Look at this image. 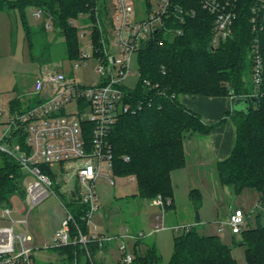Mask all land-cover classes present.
Returning <instances> with one entry per match:
<instances>
[{
  "label": "trees",
  "instance_id": "obj_1",
  "mask_svg": "<svg viewBox=\"0 0 264 264\" xmlns=\"http://www.w3.org/2000/svg\"><path fill=\"white\" fill-rule=\"evenodd\" d=\"M172 3L174 8L183 7L186 12L179 14L185 20L174 14L139 50V83L127 91V101L136 110L120 114L109 134L113 172L138 179L139 192L135 196L145 200L162 196L165 210L172 209L175 207L172 171L186 165V140L194 134L208 135L220 124L232 120L236 127L235 143L231 154L217 161V177L221 185L231 186L236 194L248 187L260 194L254 224L247 215L246 227L234 235L240 236L235 244L246 248L248 264H264V7L260 8L261 17L254 30L251 18L256 1L239 0L232 35L214 45L216 15L204 8L201 0H173ZM28 5L41 8L46 18L53 19L56 33L66 36L71 56H80L77 28L71 20L85 14L96 21L98 13L104 23L101 25L106 27L108 0H0V11L20 14L29 38L32 26L27 20ZM193 10L194 14H187ZM97 31V25L93 26L95 42L99 39ZM257 36L263 54L259 84L253 79L256 63L253 41ZM145 79L151 82L148 93ZM186 93L229 95L234 102L246 98L250 105L246 110L232 105V110L222 119L207 123L182 103L181 96ZM253 96H258L260 101H252ZM23 105L19 98L14 99L12 113L22 111ZM24 140V135L17 138V141ZM25 175L18 162L5 157V163L0 166V204L8 205L12 196L25 193ZM56 185L59 187L58 182ZM74 194V201L70 203L75 215V222L71 223L73 237L79 230L85 234L90 232L88 221L83 218L87 206L76 202ZM190 196L197 207L202 205L199 188H193ZM199 223L200 218L175 236L174 251L167 264H238L232 247L217 234L201 232ZM142 243L140 238L132 245L135 252L132 264H161L156 245H148L141 251ZM104 247L97 240L90 241L87 247L79 242L58 246L70 264L76 259L82 264L83 258L85 264H103L96 263L94 256Z\"/></svg>",
  "mask_w": 264,
  "mask_h": 264
},
{
  "label": "built area",
  "instance_id": "obj_2",
  "mask_svg": "<svg viewBox=\"0 0 264 264\" xmlns=\"http://www.w3.org/2000/svg\"><path fill=\"white\" fill-rule=\"evenodd\" d=\"M255 1L251 18L254 30L257 29L258 19L261 17L260 8L264 7V0ZM114 2L110 32L98 42L93 40L94 54L99 61L100 81L86 84L61 70L43 71L35 80L34 90L41 93L45 84L51 83L54 94L48 99L38 100L36 104L22 111L12 113L0 136V151L21 165L26 174L25 180L31 177L25 189V200L29 206L27 214L51 194L56 182L60 183V176L64 177L66 171L72 169V175L80 185L74 198L76 202L87 206L83 218L90 226L100 207L96 180L104 175L110 184H116L109 134L120 114L136 110L127 101V91L130 88L124 84L125 77L133 72V55L143 49L142 43L146 46L170 17L186 12L183 7L177 6L175 9L173 0H143V11L137 7L136 0ZM201 3L216 15L212 44L219 45L233 33L239 0H201ZM189 13L194 14L195 11H188L187 14ZM43 14L41 8L36 9L35 15ZM180 17L182 21L185 20L184 15ZM71 22L75 23V20ZM51 26L49 22L47 27ZM103 28L100 25L102 31L105 30ZM253 53L256 60L254 79L259 84L263 69L259 36L253 41ZM91 57L92 53L89 51L80 52V58L85 60V64ZM78 65L75 64L74 68ZM144 83L145 87L151 85L148 79ZM72 101L77 102L79 110L70 115L67 113V105ZM3 113L0 109V117ZM22 135L25 136L24 142L17 141ZM161 198L160 196L157 199L159 203H155L164 204ZM66 209L67 217L54 235L53 247L77 242L87 247L90 241L104 243L119 239L122 262L133 263L135 252L133 246L130 248V243L133 245L137 239L143 238L144 232L102 235L97 232L85 234L79 230L73 237L71 223L75 222V215L70 208ZM10 213L9 205L0 204V264H37V246L33 244L29 234L27 219L19 220L25 224L21 233L15 231L16 220L12 224L1 223ZM247 221L246 212L242 208H236L222 221L219 230L224 231L227 226L232 234H239L246 227ZM73 264H79L78 260Z\"/></svg>",
  "mask_w": 264,
  "mask_h": 264
},
{
  "label": "rangeland",
  "instance_id": "obj_3",
  "mask_svg": "<svg viewBox=\"0 0 264 264\" xmlns=\"http://www.w3.org/2000/svg\"><path fill=\"white\" fill-rule=\"evenodd\" d=\"M114 1L108 0V12L104 20L106 27L103 26L105 29L103 31L100 25L104 23L98 13L96 21H92L85 14L75 18L74 27L77 28L79 51L92 53L91 59H88L86 64L79 55L71 56L66 36L56 33L53 19L46 18L45 14L35 15L37 7L33 5L26 7L27 20L32 26L30 38L26 34L18 12L0 11V109L4 111L0 117V136L12 117L14 99L19 98L24 103L23 109H25L36 104L38 100L48 99L54 94L51 83H46L41 93H36L34 90L35 80L43 71L61 70L86 84L100 81L101 73L98 69L99 61L94 54L92 31L93 26L97 25L98 40L106 38L110 32V16L115 8ZM136 4L143 11V0H136ZM49 22L53 26L46 27ZM75 64H79L78 67L74 68ZM131 69L133 72L125 77L124 84L129 88H135L140 77L137 53L133 55ZM78 110L76 101L67 105V113L70 115ZM6 156L0 151V166L5 163ZM195 168L197 166L190 167L188 172L180 170L175 173L173 178L175 207L167 211L164 204L155 203H159L157 199H160V196L152 200L135 196L139 192V183L137 178H132V175H116L114 185L109 183L107 177L101 175L96 180L100 207L94 214L90 229H94L96 223L99 224V231H108L106 232L108 234L117 233L125 227L137 232L143 230L146 235L143 237L144 243L141 244L140 250L144 251L148 245L155 244L161 264H167L174 251L175 236L187 225L195 224L198 213L200 215L199 230L206 234L219 235L232 247V254L238 264H248L245 246L235 244V240L240 236L232 234L227 226L224 231H221L219 226L236 208H242L247 215H250V221L254 224L260 194L250 187L236 194L231 186L220 184L215 171L209 172V169L202 168V172L198 173ZM30 180V176L25 180L24 189ZM201 180L204 181V187L200 189L203 203L197 207L190 194L193 188H199L192 183ZM59 182V187L55 184L51 194L35 206L29 214H27L29 206L25 200V193L12 196L8 204L11 207V213L1 221L2 224H12L13 220H16L15 231L21 233L24 231L25 224L19 220L27 219L29 234L33 238V244L37 246V264H70L69 260L64 259L60 249L53 247V238L67 217L66 208H71L70 203L74 201L72 192H77L80 185L72 175V169L67 170L64 177L60 176ZM161 199L163 201V198ZM116 241L113 239L104 242L105 247L111 243L114 249L108 250L109 257L100 252L102 249L97 251L94 256L96 263L125 264L121 260V251ZM130 248H132V242ZM82 264H85V258L82 259Z\"/></svg>",
  "mask_w": 264,
  "mask_h": 264
},
{
  "label": "crops",
  "instance_id": "obj_4",
  "mask_svg": "<svg viewBox=\"0 0 264 264\" xmlns=\"http://www.w3.org/2000/svg\"><path fill=\"white\" fill-rule=\"evenodd\" d=\"M182 103L189 109L197 112L202 119L207 123H214L222 119L228 111L232 110V105L234 100L229 95H220V96H205L199 94H190L186 93L181 96ZM236 139V127L232 120L228 119L226 122L220 124L208 135L194 134L191 135L185 142V149L187 155L186 165L182 168H178L172 171V182L175 173L178 171L186 170L189 171L190 167L197 166L195 168L196 172H202V168L209 169V172L216 171V163L219 160H222L228 157L233 149ZM132 178H135L132 176ZM204 181H198L193 186L199 187L202 190L204 187ZM152 202V201H150ZM103 220V217L100 216ZM104 222V221H103ZM105 223V222H104ZM99 224H94V229H90V233L97 232L102 235H120L127 232L137 233V231L125 227L117 233H106L108 231H99ZM154 231V230H152ZM151 231V232H152ZM138 232H144L140 230ZM145 234V232H144ZM146 235V234H145ZM33 240V238H32ZM117 246L119 247L120 240L116 241ZM104 244V243H102ZM111 243H108L106 247L100 250L101 253H104L106 256L108 250H113Z\"/></svg>",
  "mask_w": 264,
  "mask_h": 264
},
{
  "label": "water",
  "instance_id": "obj_5",
  "mask_svg": "<svg viewBox=\"0 0 264 264\" xmlns=\"http://www.w3.org/2000/svg\"><path fill=\"white\" fill-rule=\"evenodd\" d=\"M141 47L144 48V43L141 44ZM145 92L148 93L149 92V87H145ZM252 101L254 102H259L260 101V98L258 96H253L251 98ZM249 100L246 99V98H238L234 104H233V107L234 108H237V109H248L249 108ZM200 218V215L197 213V219Z\"/></svg>",
  "mask_w": 264,
  "mask_h": 264
}]
</instances>
